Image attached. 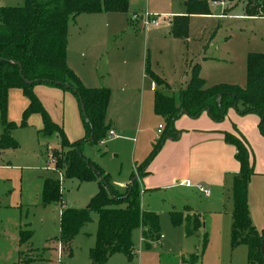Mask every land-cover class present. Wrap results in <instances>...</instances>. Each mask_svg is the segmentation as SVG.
Segmentation results:
<instances>
[{
  "label": "crops",
  "instance_id": "obj_1",
  "mask_svg": "<svg viewBox=\"0 0 264 264\" xmlns=\"http://www.w3.org/2000/svg\"><path fill=\"white\" fill-rule=\"evenodd\" d=\"M184 1L186 2V0ZM130 3L129 0V8L126 14H81L70 21L67 26V47L65 52L67 67L84 88L108 89L110 92L106 113H110L112 110L113 115L105 117L104 125L108 128L106 136L109 135V132H112L113 136L110 137L111 139L106 140V144L110 145L119 141L130 142L132 140L130 139L131 135H140L139 142H136L137 139L132 141L133 154L130 167L128 166L125 169L122 167L116 169L113 166L111 170L105 160H101L102 158L98 155L97 157L91 156L90 152L85 153L87 157H83L109 175L111 184L120 193H124L132 181L131 179L137 177V186L141 193V211L153 212L158 216V213L162 210L157 208H163L169 216L173 213L181 214L182 224L179 227H174L170 218L172 228L167 235L171 236L174 233L179 243L181 245L184 243L187 246L192 245V242L188 240L189 237L202 235L201 245L203 237L206 236L207 239L208 236L207 221L204 220L199 210L195 212L192 209L193 207H190L191 201H194L192 196L195 194L205 199V202L220 204L223 197H225L224 191L230 188L231 178L235 180L238 176L240 166L235 160L236 150L233 146L225 143V134H230L243 140L242 142L246 145L253 162V175L264 176V173L258 170L260 166L256 157V143L252 142V139H257V137L248 135L239 126V120L231 122L230 116L228 121L217 123L210 121L206 113H202L195 119L182 115L176 120L173 127V130L179 133L178 138L166 140L160 151L145 169V173L141 177L137 176L139 170L143 168L151 155L153 144L158 141L159 136L164 131L161 117L154 113L155 93L158 91L164 96L172 98L174 103L178 105L179 94L187 88L191 79L192 67L196 65L199 67V77L205 82V89H208L215 86L211 85L207 88L211 74L216 76L213 71L220 61L211 55L212 42L218 32L212 35L209 32H203L195 51L188 53L186 39L174 38L171 35L172 18L161 25L141 27V31L144 32V45L142 50L134 49V41L137 43L138 39L134 31L137 29V25L140 24L139 22L136 24L131 23L130 18L131 16H139L142 11L131 10L132 7L134 9H137V7L132 6ZM213 4L220 9L221 14L217 16L218 18L233 17L243 21H264V18L246 17L244 8H240L241 15H232L233 11L238 8L234 3L214 2ZM185 5L186 3L184 4V10L186 11ZM224 9L228 11L227 14H225ZM209 13V15L191 17H214L213 8L209 9ZM128 14L131 16L123 20V15L127 17ZM175 14L178 15L181 12ZM229 39L230 36L224 37V43ZM109 43H111V47L107 49ZM129 46L131 47L129 48ZM152 53H154L153 56L156 58L154 65L151 63ZM251 53V51H245L241 55V67L243 63L245 76H242V70H240L238 81L235 82L236 86H240L243 82L246 85V61L247 56ZM147 55L150 58L149 62ZM163 57L169 58L171 62L166 68L160 65ZM158 58L161 60L158 61ZM147 68L159 77L168 86V89L157 86L146 73ZM41 87L40 93H50L56 99L68 100L72 117L79 124L81 132V115L79 118V106L74 96L67 94L68 92L64 94L63 91L61 92V90L53 87ZM59 103L60 100L58 101V106ZM56 110H58L60 115V121H57L59 118L54 121L50 115L48 116L55 125L62 129L60 124L57 123L61 122L62 113L60 109ZM149 124H152V137L149 136L147 129ZM159 126H162L161 134L157 133ZM2 131L3 127L1 125L0 136ZM65 133L67 135V132ZM52 134L48 132L45 135L50 136ZM77 138H81V135ZM75 140L80 141L78 139H67L69 143H74L76 142ZM100 145H105V141H102ZM113 148L115 153L111 156V159L114 160L118 154H122L120 153L122 145L111 146L109 150L113 151ZM60 149V144L55 147V150ZM6 151H11V149L1 151L0 155ZM50 153L51 151L48 155ZM104 154L107 155L108 150L105 149ZM48 172L50 173L51 171ZM55 174L51 172L50 175L55 177ZM59 177L57 175V179L54 178L53 180H57L59 183L63 180L61 184L65 181H77L79 185L82 184L76 179L68 180L62 175ZM112 177L118 180H113ZM51 178L47 177L41 180V191L44 182ZM95 184L91 183L93 191L88 196L90 200L98 192V185L96 184L95 186ZM198 185H201L208 192V195L200 193ZM248 200L249 192L247 186V206ZM29 207L23 201L15 202L13 209H11L14 211V215H12V218L8 217L11 220L7 219L4 224L1 223L0 247L5 248L7 246L8 248L3 258L0 257L2 264H48L46 259L49 254L47 247L53 246L59 237L61 212L63 209H75V207H68L62 203L42 206L39 201L38 206ZM0 208L9 209V206L0 204ZM29 210H34L47 218L53 219L52 227H48L45 222L46 227L42 224L40 227L35 225L34 218L31 219L29 217ZM93 214L95 213H90L89 223L95 222L97 230L98 218L96 214L95 216ZM197 222L200 223V227L198 230L193 231V227ZM137 230H140L141 235L142 230ZM72 241L68 253L65 252L69 256L66 261L73 260ZM141 241L146 251L155 248L161 250V241H164V236L160 230V239L150 244V248H146V242L143 240L142 235ZM94 244L92 243L90 249L94 247ZM179 254L178 264H181V258L187 257V255L183 254L182 251ZM22 255L26 256L25 262L22 261Z\"/></svg>",
  "mask_w": 264,
  "mask_h": 264
},
{
  "label": "trees",
  "instance_id": "obj_2",
  "mask_svg": "<svg viewBox=\"0 0 264 264\" xmlns=\"http://www.w3.org/2000/svg\"><path fill=\"white\" fill-rule=\"evenodd\" d=\"M240 2V0H186L184 17H175L171 23V35L185 39L188 18L197 15H209L208 2ZM129 0H23L19 8L0 7V121L3 127L0 136V152L14 150L17 145L11 137L15 128L6 122L8 91L21 89L28 99L23 119L38 113L42 117L46 134L57 133L60 150L57 151L56 168L63 169L65 179L79 182H95L97 194L91 198L82 210L63 209L60 215V232L58 241L69 251L71 241L90 221V213L97 215L95 244L89 250L91 264H107L108 259L116 254L131 260L134 245L131 235L136 229L142 230L146 248L160 239L159 218L153 212H143L140 208L141 193L137 180L130 182L124 193L118 192L111 184L110 177L91 161L84 158L80 148L83 144H100L106 137L108 128L104 125L110 92L108 89H86L67 67L65 52L67 47V26L70 21L81 14L118 13L126 14ZM246 17L264 18V0H247L244 8ZM21 71V72H20ZM146 73L159 87L168 86L148 68ZM32 82L31 85L25 83ZM44 81V82H43ZM44 85L70 92L75 97L79 110L84 108L85 116L80 110L85 137L69 143L62 129L55 125L32 89ZM241 105V109L237 105ZM227 107H233L239 115L254 113L259 116L261 127L264 124V53H251L246 61V85H218L205 89V82L199 77V67L191 69V79L185 90L179 94L176 105L172 98L160 92L155 93L154 113L164 119L166 130L138 177L157 155L168 139H177L179 133L173 130L174 122L182 115L197 118L206 113L214 122L224 119ZM224 141L236 150L239 174L233 182V213L231 243L246 245L250 264H264V233L258 234L251 226L247 206V186L253 176V162L243 140L230 134L224 135ZM66 150V151H63ZM134 177V176H133ZM133 179V178H132ZM131 179V180H132ZM60 183L57 180L44 182L41 191V205L60 204ZM174 227L182 224L181 214L170 215ZM196 223L193 231L198 230ZM242 232L246 235L243 236ZM248 236V237H247ZM207 245L206 236L202 240V252ZM199 257L189 255L181 258V264H198Z\"/></svg>",
  "mask_w": 264,
  "mask_h": 264
},
{
  "label": "rangeland",
  "instance_id": "obj_3",
  "mask_svg": "<svg viewBox=\"0 0 264 264\" xmlns=\"http://www.w3.org/2000/svg\"><path fill=\"white\" fill-rule=\"evenodd\" d=\"M130 2L132 6L137 7V9L132 7L131 10L142 11L138 16L139 18L145 20L144 15L146 13L158 17L157 25L164 24L171 18L172 21L175 17L186 16L184 0H130ZM213 3L214 2H208V9L213 8L214 17L206 16L188 18L187 36L185 38L188 44V53L195 51L203 32H209L211 35L218 32L212 42L213 48L211 49V55L220 62L213 71L216 76H212L211 74L207 88L211 85L236 86L237 84L235 85V82L238 81L240 70H242V76H245V67L243 63L241 67V55H243L245 51H251L256 54L264 53V21H243L233 17L218 18L217 16L220 15L221 12ZM216 3L219 2L216 1ZM232 3H234L236 7L238 6V8L232 13V15L237 16L241 15L240 8H245L247 0H240V2L234 1ZM22 6L23 0H0V7L19 8ZM178 12H181V14H175ZM224 12L225 14L228 13L226 9H224ZM130 16L131 15L129 14L127 17L123 15L122 18L123 20H126V18ZM143 22L144 21L139 22L140 25H137V29L134 31V34L137 35L138 39L137 43L134 41L133 48L138 49V51L139 49L142 50L145 41L144 32L141 31V27H146ZM228 36H230V39L224 43V37L226 38ZM111 43L108 44L107 49H110ZM130 47L131 46H129V48ZM153 54L154 53H152L151 63L154 65L156 58ZM157 60L160 61L161 59L158 58ZM149 61L150 58L148 59V62ZM170 64V59L163 57L160 65L166 68ZM37 86L38 87L35 86L32 91L44 110L47 113L49 112L48 115H50L51 119L56 121L55 119L59 118L57 121H60V115L58 114V110H56L60 109L62 118L61 122L57 123L62 127L66 139L82 140L85 137V132L82 119L80 118V110L78 112L81 120V132L79 130V124L72 117V111L71 108H69L68 100L62 98L56 99L50 93H40V88L44 85ZM244 86L245 82L238 87L244 89ZM64 94H66V92H64ZM67 94L72 95L70 92ZM59 100L60 107L58 106ZM27 104L28 99L21 89L13 88L8 91L6 122L15 125V128L11 131V137L17 147L14 150L3 152L0 155V204L9 206V209L0 208V226L7 221L8 217L12 218V215H14V211L11 209H13L15 202L23 201L25 205L30 206L29 208H32L31 206H38V201L41 204V180L43 178L52 177L50 175L51 172L49 173L47 168L48 153L51 151L53 157L59 156L57 155L58 150H55V147L60 144L59 137L57 133H53L50 136L44 134L41 115L33 113L25 120L23 119L24 110L27 107ZM237 108L240 110L241 105L238 104ZM110 115H113L112 110L110 113L107 112L105 117H109ZM229 116L231 122L239 120V126L246 131L248 135L257 137V139H252V142L256 143V157L260 166L258 170L261 173H264V124L263 127H261V121L258 115L254 113L239 115L237 110L233 107H227L223 121H228ZM161 119V124L164 126L165 131L166 124L163 118ZM209 120L214 122L211 118H209ZM1 125L0 121V127ZM147 129L149 136L152 137V124H149ZM65 132H67V135ZM80 135L81 138H77L80 137ZM139 136L140 135L136 136V134H134L130 136V139H132L130 142L119 141L108 145L106 144V140L111 138L107 135L103 140V142L105 141V145L83 144L81 147V154L82 156L87 157L85 153L90 152L93 157H97V155L100 156V158H102L101 160H105L108 167H111V170L113 169V166L116 169L119 167L125 169L128 166L130 167L131 156L133 154L132 141L133 139H137L136 142H139ZM118 144L122 145L120 151L122 154H118L113 160L111 159V156L115 153L114 148L113 151L109 149H111V146H117ZM156 144L157 141L153 145ZM105 149L108 150L107 155L104 154ZM63 169L64 168L61 169L60 167L59 171L64 177ZM55 175L56 176L51 179L56 178L57 174ZM112 178L113 180H118L115 177ZM62 181L63 180H61V182ZM233 181L234 179L231 178L230 188L224 191L225 197H223L220 204L205 202V199L196 196L195 194L192 196L194 201H191L190 207H193L192 209L195 212L199 210V212L202 213L204 220L207 221V245L203 252L202 243L200 245L202 235L189 237V242H192V245L190 246H187L184 243L181 245L174 233H172L173 235L168 236L167 233L172 228L170 224V216L163 208H157L162 210L158 213L161 234L164 236V241H161V250L155 248L146 251L141 241L140 230L136 229L131 235L132 243L134 245L133 248L135 250L133 258L128 260L125 256L116 254L108 259L107 264H178L179 253H181V251L187 256L197 255L199 257L198 264H250L248 259V247L246 245H232L231 243ZM61 182L60 185L62 186L60 193L62 204H66L68 207H75V209L78 210L84 209L90 200L88 196L93 191L91 183L95 184V182H83L81 185H79L77 181H65L62 184ZM198 187H201V185H198ZM248 192V209L251 226L261 235L264 233V176H251L248 184ZM29 212V217H31V219L34 218V224L38 227H40L41 224L46 227L44 222L48 227H52V224L54 223L53 219L47 218L34 210H29ZM93 215L95 216V214ZM11 218L8 220H11ZM95 233V222H91L83 227L80 233H78L72 241L71 249L73 260L69 259L71 261H66L69 256L65 253L66 248L64 246L61 248L62 252H59V242H56L58 241L57 239L53 246L47 247L49 254L46 256V259L48 260V264H91L88 253L92 243L94 244ZM242 234L243 236H246L243 232ZM7 249V246L5 248L0 247V257L3 258ZM22 259V261L25 262L26 256L22 255ZM1 261L2 260L0 259V264H2Z\"/></svg>",
  "mask_w": 264,
  "mask_h": 264
},
{
  "label": "built area",
  "instance_id": "obj_4",
  "mask_svg": "<svg viewBox=\"0 0 264 264\" xmlns=\"http://www.w3.org/2000/svg\"><path fill=\"white\" fill-rule=\"evenodd\" d=\"M144 18H145V20L142 19V18H139L138 16H131L130 22L136 24L138 22L144 21L143 23H144L145 26H147V25H157L158 24V17H156L155 15L151 16L149 14H145ZM161 130H162V126H159L157 133L161 134ZM108 136L112 137L113 133L109 132ZM47 168H48L49 171L54 172L58 176L61 177L60 171L56 168V159L53 157L52 153H50L48 155ZM198 190H199L200 193H203L204 195H208V192L204 188L198 187ZM61 248H62V245H61V243H59V252L60 253L62 252Z\"/></svg>",
  "mask_w": 264,
  "mask_h": 264
},
{
  "label": "water",
  "instance_id": "obj_5",
  "mask_svg": "<svg viewBox=\"0 0 264 264\" xmlns=\"http://www.w3.org/2000/svg\"><path fill=\"white\" fill-rule=\"evenodd\" d=\"M20 72H21V71H20ZM43 82H44V81H43ZM25 83L28 84V85H31V84H32V82H27V81H25ZM80 110H81L82 114L85 116L84 108H83L82 105H81V107H80ZM136 180H137V177H134V178L132 179L131 183H133V182L136 181Z\"/></svg>",
  "mask_w": 264,
  "mask_h": 264
}]
</instances>
